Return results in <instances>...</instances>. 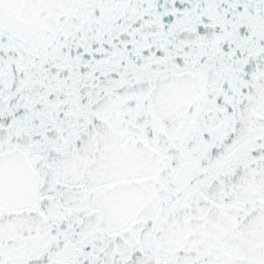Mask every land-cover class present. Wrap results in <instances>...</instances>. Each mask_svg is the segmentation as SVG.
Returning <instances> with one entry per match:
<instances>
[{
  "label": "snow or ice",
  "instance_id": "6c2138e0",
  "mask_svg": "<svg viewBox=\"0 0 264 264\" xmlns=\"http://www.w3.org/2000/svg\"><path fill=\"white\" fill-rule=\"evenodd\" d=\"M0 264H264V0H0Z\"/></svg>",
  "mask_w": 264,
  "mask_h": 264
}]
</instances>
